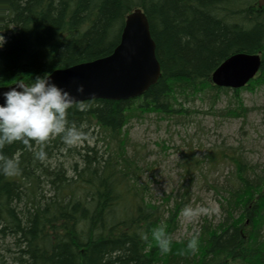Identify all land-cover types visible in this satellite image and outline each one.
<instances>
[{"label": "trees", "instance_id": "trees-1", "mask_svg": "<svg viewBox=\"0 0 264 264\" xmlns=\"http://www.w3.org/2000/svg\"><path fill=\"white\" fill-rule=\"evenodd\" d=\"M134 8L146 15L156 44V83L127 99L40 105V81L108 55ZM0 32V86L20 82L29 94L25 111L0 122V264H264V169L235 148L216 150L233 166L225 186L215 188L221 217L175 239L187 196L152 199L127 152L126 128L147 113L184 114L190 97L207 90L211 108L231 92L237 102L226 117L244 118L240 93L264 85V5L0 0ZM236 52L260 55L256 75L240 88L214 85L213 70ZM215 153L209 162L219 159Z\"/></svg>", "mask_w": 264, "mask_h": 264}, {"label": "rangeland", "instance_id": "rangeland-1", "mask_svg": "<svg viewBox=\"0 0 264 264\" xmlns=\"http://www.w3.org/2000/svg\"><path fill=\"white\" fill-rule=\"evenodd\" d=\"M1 34L0 41H3ZM213 94L207 90L190 97L184 105L190 111L184 114L147 113L143 118L132 119L126 127L127 152L141 166V179L149 186L152 199L159 201L162 196L183 192L187 196L188 203L179 215L178 228L173 235L175 239L190 236L204 219L216 222L221 217L215 188L225 186L226 176L233 166L216 150L230 154L235 148L236 155L247 163L264 169L261 112L264 85L240 93L249 109L244 118L222 115L221 110L227 105L231 92L220 94L211 108ZM213 110L216 112L212 113ZM98 146L102 147V144L98 143ZM213 152L219 159L209 162L208 154ZM2 252L9 256L4 250Z\"/></svg>", "mask_w": 264, "mask_h": 264}, {"label": "water", "instance_id": "water-1", "mask_svg": "<svg viewBox=\"0 0 264 264\" xmlns=\"http://www.w3.org/2000/svg\"><path fill=\"white\" fill-rule=\"evenodd\" d=\"M264 5V0H258ZM258 53L236 52L212 72L216 86L240 88L260 68ZM156 44L141 8L126 15L120 39L105 56L56 68L35 90L40 105H67L91 99H127L144 93L160 76ZM29 106V94L20 82L0 86V122Z\"/></svg>", "mask_w": 264, "mask_h": 264}, {"label": "bare ground", "instance_id": "bare-ground-1", "mask_svg": "<svg viewBox=\"0 0 264 264\" xmlns=\"http://www.w3.org/2000/svg\"><path fill=\"white\" fill-rule=\"evenodd\" d=\"M225 94V93H224ZM241 95V94H240ZM242 98V97H241ZM231 98H228V103H227V105L225 106V108H223V110H221V113H222V115H224V116H226V114H225V111H226V108L228 107V106H236V99L235 98H233V100L231 99ZM183 100V99H182ZM218 100V99H217ZM217 100H216V102H217ZM243 100V99H242ZM230 102V103H229ZM243 105H245L244 104V102H243ZM246 106V105H245ZM247 107V106H246ZM248 108V107H247ZM264 108V107H263ZM248 111H249V109H248ZM216 111H214V112H212V113H215ZM261 112H263V110H262V108H261ZM248 113V112H247ZM235 118H242V117H235Z\"/></svg>", "mask_w": 264, "mask_h": 264}]
</instances>
